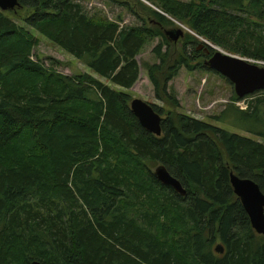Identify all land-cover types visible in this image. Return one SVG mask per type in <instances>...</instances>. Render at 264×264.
<instances>
[{
	"label": "trees",
	"instance_id": "1",
	"mask_svg": "<svg viewBox=\"0 0 264 264\" xmlns=\"http://www.w3.org/2000/svg\"><path fill=\"white\" fill-rule=\"evenodd\" d=\"M17 1L20 9L0 11V264H264V236L229 178L264 194V145L178 113L168 89L193 61L217 75L203 66L214 51L198 52L202 40L264 63V0H147L156 9L138 3L149 25L136 27L90 16L88 0ZM172 21L193 34L178 53L165 34ZM33 33L125 90L139 79L140 51L158 41L160 64L145 68L155 98L174 110L150 105L161 136L139 125L129 95L31 60ZM262 94H233L220 118L233 111L263 126L264 99L253 100ZM256 135L264 140V129ZM157 167L185 196L156 180Z\"/></svg>",
	"mask_w": 264,
	"mask_h": 264
},
{
	"label": "rangeland",
	"instance_id": "2",
	"mask_svg": "<svg viewBox=\"0 0 264 264\" xmlns=\"http://www.w3.org/2000/svg\"><path fill=\"white\" fill-rule=\"evenodd\" d=\"M138 3H142L148 8L154 10L156 9L147 0H88L83 4V6L90 16H96L109 22L118 23L120 27L139 26L142 23L139 19H143L144 21H146L147 25H149L147 17L140 12V6ZM136 14H138L140 18H137V16H135ZM172 22L174 23V26L165 31V34L173 31H181L183 36L180 37L177 42H174V46H172L178 53L182 47V39L184 38L185 34H193L182 23L176 21ZM33 35L37 39L38 44L33 51V57L31 58V60L35 62L39 61L46 69L52 70L58 74L65 76H73L79 73H86L104 83L109 88L129 95L131 97V101L140 100L148 105H156L157 107L163 109L165 112L174 111L167 102H159L155 98L153 86L151 85L147 77L145 67L147 65L160 64V60H158L155 54H153L154 48L159 44L158 41L154 40L148 42L140 51L139 55L136 58L137 63L140 67L139 79L130 90H125L116 87L106 80L100 78L91 70H89L85 65H83L80 61L76 60L71 55L58 48L56 45L49 42L39 34L33 33ZM169 39H171L172 42V38L169 37ZM202 41L209 44L214 48V50H218L223 54L233 56L220 48L212 46L210 43L204 40ZM202 41L198 46V52L206 54L205 48L202 47V45H204ZM162 51L164 52L165 48H163ZM188 52L192 54L191 49L189 48ZM215 52L216 51H214V53ZM192 57L195 56L192 55ZM170 58L171 59L169 62L173 60L174 56L171 54ZM198 59H201V57H199ZM207 60L202 61L204 63ZM247 61L259 67L264 66V63L261 62L252 60ZM196 65L197 61H193L191 66L194 67V69L192 71H189L185 67H182L178 72V75L168 84L170 93H173L177 101L179 102V109L177 110V112L190 118L212 124L219 129L246 137L264 145V140L256 135V132H259L261 130L263 131L264 125L261 126V128L260 124L258 125L257 123L253 122L241 121L237 118L236 113H234L233 111L227 113L224 118H220L221 114L224 111H228L226 109H228L229 104L232 102L233 94L235 95L234 88L226 80L219 78L217 75L212 73H205L195 68ZM259 97H262V99H264V94L255 96L253 100ZM251 100L252 99H250V102ZM240 104L242 105V107H245L247 105V102L243 101ZM239 109L241 108L239 107ZM155 170L156 169H154V172Z\"/></svg>",
	"mask_w": 264,
	"mask_h": 264
},
{
	"label": "water",
	"instance_id": "3",
	"mask_svg": "<svg viewBox=\"0 0 264 264\" xmlns=\"http://www.w3.org/2000/svg\"><path fill=\"white\" fill-rule=\"evenodd\" d=\"M17 9H20L17 0H0V11L9 12ZM166 35L171 37L173 42H177L183 36L181 31L168 32ZM203 44L213 49L209 44L205 42ZM203 66L227 80L233 86L238 99L264 91V67H259L247 60L216 50L212 57L203 63ZM130 111L144 130L156 137L161 136V117L153 111L150 105L140 100H133L130 103ZM153 174L162 185L185 196V189L180 182L169 175L165 168L157 167ZM262 176L264 178V171ZM229 178L232 191L246 212L251 228L256 235L264 236V194L259 186L250 179L237 177L233 173ZM215 250L218 253L223 252L219 246ZM31 264L40 263L33 262Z\"/></svg>",
	"mask_w": 264,
	"mask_h": 264
},
{
	"label": "built area",
	"instance_id": "4",
	"mask_svg": "<svg viewBox=\"0 0 264 264\" xmlns=\"http://www.w3.org/2000/svg\"><path fill=\"white\" fill-rule=\"evenodd\" d=\"M237 106L240 107L242 110L245 109V107H246V106L245 107H242V105L240 103H237Z\"/></svg>",
	"mask_w": 264,
	"mask_h": 264
},
{
	"label": "bare ground",
	"instance_id": "5",
	"mask_svg": "<svg viewBox=\"0 0 264 264\" xmlns=\"http://www.w3.org/2000/svg\"><path fill=\"white\" fill-rule=\"evenodd\" d=\"M206 46V45H205ZM203 47V46H202ZM200 48V47H199ZM208 48H210V47H208ZM213 48V47H212ZM211 49V48H210ZM212 50H214V48L212 49ZM206 51V50H205ZM214 51H216V50H214ZM209 60V59H208ZM253 64V63H252Z\"/></svg>",
	"mask_w": 264,
	"mask_h": 264
}]
</instances>
